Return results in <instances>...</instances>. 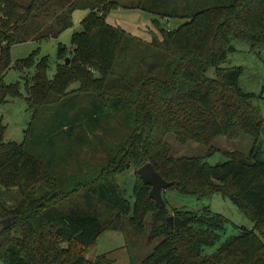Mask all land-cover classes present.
<instances>
[{
	"label": "trees",
	"instance_id": "obj_1",
	"mask_svg": "<svg viewBox=\"0 0 264 264\" xmlns=\"http://www.w3.org/2000/svg\"><path fill=\"white\" fill-rule=\"evenodd\" d=\"M122 1L0 0V106L20 95L17 85L3 82L11 48L57 39L73 26L75 11H88L71 48L59 44L52 79L46 58L35 63V53L15 63L34 67V74L27 85L30 121L23 142L0 139V190L16 188L19 194L12 207L0 197V264H116L106 254L94 260L75 256L71 248L89 249L103 232L125 230L124 217L143 235L148 215L150 239L160 242L141 264H264V118L252 102L255 96L239 86L242 68L223 66L235 50L233 39L252 53L264 50V0H134L130 6ZM119 7L182 23L158 26L146 42L106 21ZM113 117L116 126L109 124ZM108 129L114 130L107 136ZM170 134L181 145L208 146L206 156L173 157ZM241 135L253 137L248 153L222 152L223 163L206 161L218 151L211 147L215 139ZM98 139L109 160L103 174L77 154ZM73 143L79 145L72 148ZM74 160L82 164L77 176L60 180V168L68 171ZM148 162L170 183L168 189L199 200L220 194L253 227L221 241L229 220L205 207L176 210L170 228L164 195L166 206L160 207L137 174ZM130 167L136 170L133 202L108 176ZM41 188L46 190L38 195Z\"/></svg>",
	"mask_w": 264,
	"mask_h": 264
},
{
	"label": "rangeland",
	"instance_id": "obj_2",
	"mask_svg": "<svg viewBox=\"0 0 264 264\" xmlns=\"http://www.w3.org/2000/svg\"><path fill=\"white\" fill-rule=\"evenodd\" d=\"M134 0H123L122 3L130 4ZM134 4V3H133ZM87 10H77L73 14V26L63 32L59 38H50L41 41H28L22 44H17L11 48L10 58L11 65L3 74V82L6 85H17L20 95L17 97H8L6 102L0 106V139L4 142L22 143L24 140V132L30 121V112L28 109L26 96L27 85L31 81L34 74V67L17 68L15 63L18 60L27 58L32 53H35V63L46 58L47 61V77L52 79L56 74L57 65L59 63L58 47L59 44L71 48V37L76 31L81 28V20L87 15ZM106 21L114 26H118L131 34L132 36L143 39L146 42L152 40V36L158 34V26L164 29L177 28L182 21L176 19L161 18L157 15L140 9L133 8H115L111 9ZM231 44L235 50L227 56V61L224 67H240L242 74L239 77L240 88L247 93L253 94V104L258 108L264 118V50L259 54L249 51L246 43L233 39ZM214 68L208 71V76L213 78ZM78 84L75 82L70 85V89L76 88ZM111 126H116L117 118L113 117L109 120ZM108 129L106 135L110 134ZM100 132V131H98ZM93 139V137L91 138ZM90 139V140H91ZM77 141L78 138L71 139ZM109 144L108 138H106ZM167 141L172 145V156L178 157H197L206 156L209 149L208 146H203L197 142H188L186 145H181L176 142L172 134L168 135ZM96 146L92 148H84L82 152H77L79 158L87 159L90 162L96 163L99 167L93 166L92 171L98 169L101 171L102 166L108 165V154L104 151V141H95ZM253 144V137L249 135H241L236 139L227 137H218L212 142L211 147L215 150L214 154L206 157V161L211 165H216L226 161V157L222 152L238 151L248 153ZM79 144H72L75 148ZM261 159L264 160V132L261 135ZM68 171H59L60 180H71L77 176V172L82 164L74 160L70 165H67ZM135 168L130 167L122 171H113L108 173L121 187L123 195L126 199L133 202V187L136 179ZM102 174L104 170L102 169ZM78 181V180H77ZM67 186H64L66 188ZM71 187V186H70ZM69 188V187H68ZM45 188L37 191L38 195L44 193ZM164 198L171 213L167 216L172 217L176 210L199 211L205 207H209L215 213L223 215L229 221L226 224L225 230L222 232V240L236 235L239 229L243 226L252 228L253 223L245 215H243L238 207L228 198L222 197L220 194H215L209 199H197L194 197L181 195L173 189L163 191ZM0 197L6 206H14L19 200V194L16 188L0 190ZM125 230H108L103 232L97 239L95 247L89 249L76 248L73 246L71 250L74 255L84 253V256L89 260H94L98 255L106 254L116 264H141L143 259L150 255L154 247L160 242V239H150L152 230L153 218L151 215L146 216L144 220V234L137 235L131 229L129 218H123ZM218 242L214 247L205 249L206 253L213 252L220 244Z\"/></svg>",
	"mask_w": 264,
	"mask_h": 264
},
{
	"label": "water",
	"instance_id": "obj_3",
	"mask_svg": "<svg viewBox=\"0 0 264 264\" xmlns=\"http://www.w3.org/2000/svg\"><path fill=\"white\" fill-rule=\"evenodd\" d=\"M66 64H69L68 58H66ZM137 174L145 185L151 187L149 191L150 198L153 199L160 207H165L166 203L163 199V191L169 188L170 183L167 182L159 174V172H157V170L153 167L150 162L137 169ZM6 221L9 222L11 221V219H8ZM167 222L169 223L170 228H172V217H168Z\"/></svg>",
	"mask_w": 264,
	"mask_h": 264
}]
</instances>
